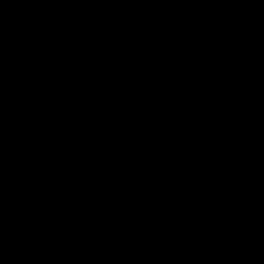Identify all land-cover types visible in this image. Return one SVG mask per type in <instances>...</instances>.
<instances>
[{
  "label": "water",
  "instance_id": "obj_1",
  "mask_svg": "<svg viewBox=\"0 0 264 264\" xmlns=\"http://www.w3.org/2000/svg\"><path fill=\"white\" fill-rule=\"evenodd\" d=\"M0 264H264V0H0Z\"/></svg>",
  "mask_w": 264,
  "mask_h": 264
}]
</instances>
